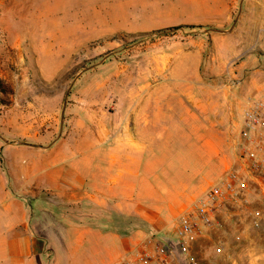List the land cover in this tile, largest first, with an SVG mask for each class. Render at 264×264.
<instances>
[{"label": "rangeland", "instance_id": "1", "mask_svg": "<svg viewBox=\"0 0 264 264\" xmlns=\"http://www.w3.org/2000/svg\"><path fill=\"white\" fill-rule=\"evenodd\" d=\"M0 2L9 8L5 23L17 24L21 34L28 29L26 38L33 37L29 31L40 8L49 19L66 24L69 35L76 36L82 22L89 36L73 53L56 58L59 71L42 66V72L39 60L49 58L35 56L34 41L27 39L19 53L0 28L2 178L10 180L11 172L4 148L31 143L19 135V122L40 123L52 115L60 131L67 112L66 127L76 130L79 144L82 127L95 128L101 114L111 116L105 123L112 127L118 123L114 115L131 111V98L133 112L174 115L155 122L162 125L163 144L151 171L155 179L160 172L171 190L189 198L188 204L228 170L243 173L238 160L240 115L249 100L264 96V0ZM148 99L150 105H145ZM194 116L203 121L206 133L200 149L186 137V144L174 151L170 131L191 129ZM24 157L14 154L13 167ZM256 175L257 180L248 181L246 202L223 209L218 223L193 241L199 264H264V168ZM173 221L166 236H156L173 237L177 218ZM137 225L144 223L138 220Z\"/></svg>", "mask_w": 264, "mask_h": 264}, {"label": "crops", "instance_id": "2", "mask_svg": "<svg viewBox=\"0 0 264 264\" xmlns=\"http://www.w3.org/2000/svg\"><path fill=\"white\" fill-rule=\"evenodd\" d=\"M8 10L0 2V28L7 44L21 53L25 41L33 40L35 56L49 58L39 60L42 72V66L59 71L56 58L89 41L86 24L79 22L76 36L69 35V27L49 19L42 8L29 31L33 37L26 38L28 29L21 34L17 24L5 23ZM149 99L145 105L153 101ZM130 101L131 111L114 115L118 123L112 127L105 123L111 116L105 114L95 128L82 127L79 144L76 130L66 127L67 112L60 131L52 115L40 123L17 124L19 135L31 143L4 148L11 172L10 180L0 176V264H118L149 233L166 236L173 219L192 203L171 190L160 172L155 179L151 171L152 161L158 160L154 154L160 155L163 144L158 131L162 125L155 122L174 115L133 112L134 99ZM192 121L191 129L170 131L174 151L186 144V137L200 149L206 136L203 121L198 116ZM16 153L26 157L13 167ZM138 220L144 225L139 227ZM171 234L174 237L176 230Z\"/></svg>", "mask_w": 264, "mask_h": 264}, {"label": "built area", "instance_id": "3", "mask_svg": "<svg viewBox=\"0 0 264 264\" xmlns=\"http://www.w3.org/2000/svg\"><path fill=\"white\" fill-rule=\"evenodd\" d=\"M239 163L243 173L228 170L177 217L176 235L164 239L148 235L118 264H199L192 243L218 223L220 212L236 202H246L250 179L264 168V96L249 100L240 115ZM260 185V181H258ZM258 216L259 212H255ZM238 239V237H236ZM219 250V249H217Z\"/></svg>", "mask_w": 264, "mask_h": 264}]
</instances>
